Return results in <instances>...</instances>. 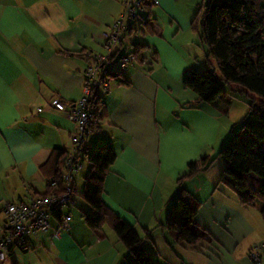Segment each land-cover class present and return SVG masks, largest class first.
I'll list each match as a JSON object with an SVG mask.
<instances>
[{"label": "crops", "instance_id": "crops-1", "mask_svg": "<svg viewBox=\"0 0 264 264\" xmlns=\"http://www.w3.org/2000/svg\"><path fill=\"white\" fill-rule=\"evenodd\" d=\"M158 1L151 5L149 14L156 34L141 33L143 42H135L146 44L149 55L145 50L143 64L132 61L122 70L129 85L112 80L108 89H96L107 114L99 123V134H89L86 145L92 151L109 143L116 154L105 178L103 199L141 237L145 228L151 230L143 244L160 264H196V260H203L202 264H253L252 247L248 252L234 253V232L237 243L259 229L253 244L264 241L259 209L253 207L252 212L257 221L255 231L249 219L251 210L232 199L228 202L230 193L225 186L224 196L217 191L209 194L210 186L219 179L214 172L208 174L210 168L198 174L205 183L198 180L196 184L204 188L200 186L194 193L186 188L203 201L194 221L210 232L213 247L197 251L181 246L159 226L165 222L176 193L177 176L186 170L187 163L214 154L203 153V146L222 137L217 119L230 99L227 95L219 99L221 108L207 103L186 105L195 95L181 92L174 84H180L186 70L199 64L200 48L194 34L188 32L198 5L191 0ZM124 4L125 0H0V218L5 203L26 200L30 192L46 191L47 179L40 167L53 148H70L76 127L49 102L58 97L72 105L83 95L84 70L94 54L106 53L104 35ZM140 13L144 14H139L141 20L148 16L145 10ZM140 18L137 31L142 27ZM181 22L188 30H181ZM167 24L178 28L168 30ZM133 44L126 54H131ZM120 48L126 51L123 40L113 53ZM152 53L156 61L150 57ZM162 108L177 110L180 115L170 114L173 123L167 124ZM88 169L87 162L80 173ZM80 173L75 176V193ZM75 193L63 208L69 216L71 206L77 203ZM71 216L58 238H52V230L38 231L28 238L25 250H13L2 264H35L34 260L42 264L39 260L44 261V257L49 259L46 264H127L129 253L112 230L104 227L105 237L99 238L80 215ZM262 261L261 257L260 264Z\"/></svg>", "mask_w": 264, "mask_h": 264}, {"label": "trees", "instance_id": "trees-1", "mask_svg": "<svg viewBox=\"0 0 264 264\" xmlns=\"http://www.w3.org/2000/svg\"><path fill=\"white\" fill-rule=\"evenodd\" d=\"M152 4V0H141L140 6L148 12L143 21L140 18L142 27L138 30L143 35L156 34L149 18ZM190 28L200 37L206 66L202 71L190 67L184 73L182 86L195 95V99L186 105L198 107L201 103H207L221 108L220 95L236 97L232 91H239L249 98L244 99L248 110L240 128L230 131L217 154L187 163L186 170L177 176L176 193L171 199L165 222L159 225L170 232L175 243L202 251L214 239L205 228L195 223L194 217L202 202L186 188L185 182L207 170L217 158L224 163L219 182L236 195L241 205L257 207L264 222V0H205L198 6ZM132 30L133 27L130 33ZM147 47L143 43H134L132 61L143 64L146 60L143 52ZM150 57L156 61L155 53ZM92 61L93 56L89 64ZM109 75L112 80L129 85L124 71L114 68ZM233 85L237 90L232 89ZM223 108L221 111L225 113L227 106ZM87 109L91 114L87 124L90 134L99 130V123L107 114L98 90H93ZM67 153L68 150L64 148L52 149L48 160L40 167L41 174L47 179L46 191L33 194L63 191L62 173ZM115 160V151L109 143L96 147L88 154L89 169L83 178L81 197L89 205V211L81 210L80 217L99 238L105 237V226L110 228L129 253L127 264H160L147 253L143 244V239L150 237L151 230L145 228L144 237H141L103 199L105 178ZM53 219L56 223L51 224L52 227L58 225L60 216L54 214ZM38 231L31 233L23 242L16 239L9 243L0 264L14 249L25 250L28 238Z\"/></svg>", "mask_w": 264, "mask_h": 264}, {"label": "built area", "instance_id": "built-area-1", "mask_svg": "<svg viewBox=\"0 0 264 264\" xmlns=\"http://www.w3.org/2000/svg\"><path fill=\"white\" fill-rule=\"evenodd\" d=\"M158 4V0H152ZM141 5V0H125V10L116 18L111 30L104 35V47L106 53L94 54L93 61L84 70L83 95L72 105L65 104L60 98L54 97L49 104L55 110L64 112L68 120L75 123V131L70 136V148L63 165L62 181L63 191L60 193H48L35 195L28 193L26 200L18 202H7L3 207L2 221H0V262L4 258L5 248L13 240L23 242L31 233L37 230L48 231L52 229V238H58L61 231L66 227L65 223L69 216L63 213V208L71 201L75 193L73 185L74 176L81 172L84 159L89 154L86 139L89 135L87 124L91 117L87 105L92 96L93 90H106L112 82L111 70L125 69L133 59L132 54L120 55L116 58L114 49L122 39L130 32L132 23L125 24L126 18L137 20L140 15L136 8ZM115 56V57H114ZM112 57H114L112 59ZM41 111V108L37 109ZM54 214L60 216L58 225L52 227L49 221ZM264 243L257 245L251 252L250 257L253 264H260V249Z\"/></svg>", "mask_w": 264, "mask_h": 264}, {"label": "rangeland", "instance_id": "rangeland-1", "mask_svg": "<svg viewBox=\"0 0 264 264\" xmlns=\"http://www.w3.org/2000/svg\"><path fill=\"white\" fill-rule=\"evenodd\" d=\"M126 1H128V0H126ZM177 2L179 1V0H176ZM205 0H191V2H193V3H197V5L199 6V5H201L203 2H204ZM177 2H176V4H177ZM198 6H197V8H196V10L198 9ZM125 8H126V6H125V4H124V6H123V9H122V11L120 12V14L125 10ZM136 8H139V10L138 9H136V10H138V11H136V12H138L137 14H142L143 15V17H144V14L143 13H140V11H142L143 9H142V7L139 5V6H137ZM179 8L181 9V11L183 12L184 11V7H181L180 5H179ZM195 12V11H194ZM120 14H118L117 15V17L116 18H118V16L120 15ZM194 14V13H193ZM195 15V14H194ZM129 21H131L132 22V26H133V30H132V32H131V34L130 35H128L130 32H128V34L122 39L123 40V44L124 45H126V51L124 50V48H120L119 50H118V53H117V55H116V57H118L119 55H121V54H126V53H128L129 52V49L131 48V43H135V42H143V35H141V32H139V31H137L136 29L138 28V25H139V21L138 20H133V19H131V20H129V18H126V20H125V24L126 23H128ZM190 22H191V20H190ZM190 22H189V29H190V31H188L189 33L191 32V34H194V37H195V41H196V43H197V45L199 46V48H200V56H199V60H198V62H199V64H197V67H198V70H203L204 68H205V66H206V60H205V52H204V48H203V46H202V43H201V41H200V37H199V35L197 34V33H195V32H193L192 30H191V28H190ZM113 23V22H112ZM167 23V22H166ZM168 25V24H167ZM170 25V24H169ZM168 25V30H170L171 29V27L173 28V30H175L176 28H178L176 25L175 26H169ZM181 30L183 31V30H188V26H187V28H185V25H184V23H182L181 22ZM132 28V27H131ZM185 28V29H184ZM167 34V33H166ZM117 47H119V44L117 45ZM151 51V50H150ZM150 51H147L146 50V53H145V55H149V53H150ZM202 51H203V54H202ZM131 53V52H130ZM131 62H132V60H131ZM130 62V63H131ZM218 76H220V74L218 73ZM180 84H181V87H180ZM180 84H174L175 85V87H177L179 90H181V92H183L184 90L186 91V92H188V94H194V93H192L190 90H187V89H184L183 88V86H182V81L180 82ZM226 86V85H225ZM234 86V85H233ZM234 88L236 89L237 87L236 86H234V87H232V89L234 90ZM237 90V89H236ZM232 91V90H231ZM231 93H233L236 97H240V98H236V97H234V96H226L227 98H229L230 99V102H226V105L225 106H227V111L224 113V112H220L219 113V116H218V119H217V121H218V124H219V135H222V137H219L220 139H218V138H216L214 141H213V143H205L204 144V146H203V150H204V152L203 153H206V152H212V151H215L214 152V154L211 156V157H213V156H215L216 154H217V152L219 151V149L224 145L223 143H224V141L226 142V140H227V138L229 137V134H230V131L233 129V131H236V130H238L239 128H240V126H241V123H242V121L244 120V118L246 117V113H247V110H248V107H247V104H246V102H245V100L246 99H249L245 94H242V93H240L239 91H232ZM172 94H178V92H176V91H172ZM224 97V95L222 94V95H220V100L222 99ZM241 98H243V99H241ZM245 99V100H244ZM182 105H184V104H182ZM214 107V106H213ZM162 113H164L165 115H166V117H167V119H166V122H167V124H172L173 123V116H170V114H172V115H175L174 113H177V115L179 114L180 115V112H177V110L175 111V112H173V109L172 110H170L169 112H167L166 110H164L163 108H162ZM181 116L180 117H178V120H179V123H181ZM99 132L100 131H93V132H91L90 133V136L92 137V136H95V135H97V134H99ZM226 133H229L228 134V136H227V138H226V140H225V137H226ZM89 136V137H90ZM203 156H201V157H199V158H202ZM198 158V159H199ZM88 161H87V157L84 159V165L83 166H85V164L87 163ZM223 166H224V163H223V161L220 159V158H217L212 164H211V166L209 167L210 169V171H209V173L208 174H212L213 175V172H214V174L217 176V177H219L220 176V172L222 171V169H223ZM86 173H87V171L86 172H84L83 174L82 173H80L79 174V178H78V182H77V191H76V193H75V199H76V201H77V203H76V206H71V214H70V216H69V219L72 217L71 215H80V210H82V211H86L82 206H80L79 204H83L86 208H88V210L87 211H89V205H87V203H85L83 200H82V197H81V193H82V189H83V178H84V176L86 175ZM199 174V173H198ZM196 175V176H194L193 178H191V179H188L187 181H186V183H185V186L192 192L193 191V193H194V189H196V188H199L200 186H202L203 188H204V186L203 185H198V184H196V182L199 180L202 184H204L205 183V180L202 178V177H198V176H201V175ZM162 182V181H161ZM159 183V180H157V183L154 181V186H156L155 188H157V186L159 185L158 184ZM164 184V183H163ZM212 187V189H211V191L209 192V194H212V193H214L215 191H217L218 192V194H221V195H223V189H224V185L222 184V183H220L219 182V179H218V181H215L214 182V184H212L211 186H210V188ZM227 188V187H226ZM228 189V188H227ZM229 190V189H228ZM216 192V193H217ZM230 194H228L227 195V198H228V202H230V200L232 199L233 201H234V203H239L238 202V199H237V197H236V195L234 194H232L231 192H230V190L228 191ZM232 194V195H231ZM214 195H216V194H214ZM218 196V195H217ZM224 196V195H223ZM208 197V196H207ZM197 198V197H196ZM198 199V198H197ZM201 202L203 203V201H202V199H201ZM240 204V203H239ZM241 205V204H240ZM243 206V205H242ZM77 207H79V209L77 208ZM243 207H246V206H243ZM249 207V206H248ZM247 207V208H248ZM249 209L251 210V213H250V215H249V219H250V221L254 224V226H255V228H254V230L256 231V229H257V226L255 225V222L257 223V221L255 220V217L253 216V207L251 208V207H249ZM258 214V213H257ZM260 216V218H261V215H259ZM69 219L66 221V223H65V225L67 226V224H68V222H69ZM262 219V218H261ZM49 221H50V223L51 224H54V223H56V221L53 219V217H50L49 218ZM105 228H108V227H106L105 226ZM224 230H225V228H223ZM51 228L49 229V231H46V232H48V233H50L51 232ZM108 230H111L110 228L108 229ZM205 231H207L209 234H210V232L207 230V229H205ZM48 233H41V234H45L46 236H48ZM260 235V230L258 229L257 230V232H253V233H251V234H249L248 233V235H246V236H244L239 242H235V239L237 238V234H236V232H234V236H235V238H234V247H233V251H234V253L236 254V253H241V252H248V249L250 248V247H252L253 249L257 246V245H259V244H261V243H264V241H262V242H258L255 246H254V244L256 243H254V241L257 239V237ZM210 237H212V235L210 234L209 235ZM202 242V241H201ZM203 245H204V243H205V241L203 240ZM254 243V244H253ZM122 244V243H121ZM215 243L213 242V243H210V244H205L206 245V248H207V251H209V248H210V246H212L213 247V245H214ZM253 244V245H252ZM252 245V246H251ZM122 246V245H121ZM179 248V247H178ZM252 249V250H253ZM20 249H18V248H16V249H14V252H18ZM192 250H197V249H192ZM204 250V249H203ZM251 250V251H252ZM198 251V250H197ZM204 252V251H203ZM194 254V256L197 258L198 257V255L196 254V253H193ZM259 254H260V256L263 258V261L261 262V264H264V248H262V249H260V251H259ZM11 255H7V258H9ZM52 259H54V257L53 256H50ZM42 264H46V262H49V259H47V257H44V261H43V259L42 260H39ZM20 262V264H25L23 261H19ZM202 262H203V260L202 261H198V260H196V264H202ZM34 263L35 264H38V260H34Z\"/></svg>", "mask_w": 264, "mask_h": 264}, {"label": "bare ground", "instance_id": "bare-ground-1", "mask_svg": "<svg viewBox=\"0 0 264 264\" xmlns=\"http://www.w3.org/2000/svg\"><path fill=\"white\" fill-rule=\"evenodd\" d=\"M120 44V43H119ZM115 53H117V52H115ZM88 147V146H87ZM89 149V148H88ZM89 151H90V149H89ZM90 153V152H89ZM88 157V156H87Z\"/></svg>", "mask_w": 264, "mask_h": 264}]
</instances>
